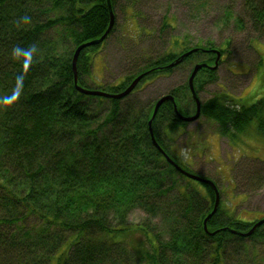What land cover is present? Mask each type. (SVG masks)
<instances>
[{
	"label": "trees",
	"instance_id": "obj_1",
	"mask_svg": "<svg viewBox=\"0 0 264 264\" xmlns=\"http://www.w3.org/2000/svg\"><path fill=\"white\" fill-rule=\"evenodd\" d=\"M116 2L110 0L114 18ZM168 20L173 19L165 16L163 26L171 25ZM109 21L106 0H0V264H258L255 240H264V223L244 235L257 220L230 216L218 202L205 230L213 188L201 182L206 190H199L152 142L148 121L158 98L150 104L132 98L141 82L197 54L204 53L202 62L213 65L216 45L207 41L178 50L184 43L173 38L172 48L140 56L142 63L119 83L104 85L118 93L146 72L129 94L83 93L73 82L74 50L100 37ZM216 22L249 28L254 41L264 38V0H228ZM113 30L114 23L101 43ZM101 43L79 53L76 74L82 87ZM230 44L228 37L217 46L220 54L229 53ZM191 48L196 50L169 65ZM216 69L203 67L195 75L198 97L216 79ZM186 90L191 99L188 79L168 93L177 110L181 106L192 114L194 104L191 112L185 108ZM200 102L199 117L211 120L228 143L237 132L264 125V94L251 104L225 92ZM186 123L166 100L151 128L162 150L194 173L163 146L171 137L168 128ZM134 210L146 218L129 223ZM133 234L138 237L132 239Z\"/></svg>",
	"mask_w": 264,
	"mask_h": 264
},
{
	"label": "rangeland",
	"instance_id": "obj_2",
	"mask_svg": "<svg viewBox=\"0 0 264 264\" xmlns=\"http://www.w3.org/2000/svg\"><path fill=\"white\" fill-rule=\"evenodd\" d=\"M227 1L117 0L114 30L92 56V71L84 77L83 87L108 92L109 88L104 85L119 83L128 71L142 63L140 56L153 57L172 48L170 41L173 38L184 43L178 50L195 44L204 45L207 41H212L216 45L214 49L218 50L217 46L231 37L230 52L224 51L219 56L216 79L203 86L199 97L204 101L225 92L240 103L255 102L264 94V38L254 41L256 36L249 28L237 30L218 25L216 15ZM165 16L173 19L168 20L170 26H163ZM206 57L204 53L197 54L169 73L141 82L132 98L139 104H150L169 94L174 87L185 84L193 66ZM184 92L185 108L191 112L194 101L187 90ZM178 111L184 116L193 114H186L181 106ZM262 115L264 117V111ZM214 128L215 124L204 116L168 130L164 127L161 130H167L171 137L165 139L167 145L163 143V146L182 166L215 182L219 189L218 202L225 213L247 221L263 218L264 172L260 169L264 164V125L259 131L251 126L245 133L237 132L230 143ZM231 168L234 176H231ZM185 179L199 190H206L200 181ZM144 218L146 215L142 210H134L127 219L129 223H138ZM137 237L136 234L131 236L132 239ZM258 240H255L254 249L258 255L256 261L264 264V240ZM227 264L236 263L227 261Z\"/></svg>",
	"mask_w": 264,
	"mask_h": 264
},
{
	"label": "water",
	"instance_id": "obj_3",
	"mask_svg": "<svg viewBox=\"0 0 264 264\" xmlns=\"http://www.w3.org/2000/svg\"><path fill=\"white\" fill-rule=\"evenodd\" d=\"M107 1V6L109 8V13H110V21H109V25L107 27V29L105 30V32L98 38L96 39H92V40H89L87 42H84V43H81L79 44L75 50H74V53H73V57H72V68H73V72H74V84H75V87L77 90L83 92V93H86V94H91V95H100V96H104V97H107V98H121V97H124L125 95L129 94L133 88L138 84V82L140 81V79L146 74V72H143V73H140L139 75H137L128 85L127 87H125V89H123L122 91L118 92V93H111V92H106L104 90H99V89H88V88H84L80 85H78L77 83V74H76V61H77V58L79 56V53L80 51L85 48V47H88L90 45H93V44H97V43H101L103 41V39L105 38V36L108 34L109 30L111 29L113 23H114V14L112 12V9H111V6H110V0H106ZM196 50V48H192V49H189L188 51H185L183 52L179 58H177L174 62L170 63L169 65H172V64H176L178 62H180L184 57L188 56L189 54L193 53L194 51ZM212 51L215 53L216 57L214 59V65L213 66H210L206 63H203V62H199V63H196L190 74H189V77H188V88L190 90V93H191V97L195 103V112L192 114V115H181L180 112L177 110V107H176V104L174 102V97L173 95L171 94H165V95H162L160 96L157 101L155 102V105H154V108H153V113H152V117L149 119L148 121V126H149V132H150V136H151V140L152 142L157 146V148L162 151V153L165 155L166 159L172 163L173 165H175V167L179 170H181L185 175H187L188 177L190 178H193L197 181H200V182H203V183H206V184H209L213 190H214V194H215V202H214V206H213V209L212 211L206 216V218L204 219V222H203V226H204V229L206 230V219L209 218L215 211H216V206H217V203H218V200H219V193H218V190H217V187L215 185V183L210 180V179H207V178H204L198 174H195V173H191V172H188V171H185L183 170L182 168H180L168 155L167 153H165L162 148L157 144L156 140H155V137L153 135V132H152V128H151V120L152 118L154 117V115L156 114V111L158 109V107L166 100H170L172 101L173 103V107H174V111H175V115L177 116L178 119L182 120V121H192V120H195L199 117L200 115V109H201V102H200V99L197 95V93L195 92L194 90V86H193V79L196 75V73L199 71L200 68H203V67H208V68H215L217 66V62H218V59H219V56H220V52L217 50V49H212ZM262 223H264V217L259 219L258 221H256L253 226L245 233H242L244 235H249L251 232H253V230L258 227L259 225H261Z\"/></svg>",
	"mask_w": 264,
	"mask_h": 264
}]
</instances>
